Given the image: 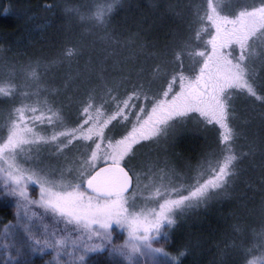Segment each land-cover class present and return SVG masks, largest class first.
I'll return each instance as SVG.
<instances>
[{"label":"snow or ice","instance_id":"obj_1","mask_svg":"<svg viewBox=\"0 0 264 264\" xmlns=\"http://www.w3.org/2000/svg\"><path fill=\"white\" fill-rule=\"evenodd\" d=\"M39 7L68 21L54 50L0 49V194L17 210L3 264H183L165 245L220 199L236 207L215 264H264V0H161L134 32L112 27L122 0Z\"/></svg>","mask_w":264,"mask_h":264},{"label":"rangeland","instance_id":"obj_2","mask_svg":"<svg viewBox=\"0 0 264 264\" xmlns=\"http://www.w3.org/2000/svg\"><path fill=\"white\" fill-rule=\"evenodd\" d=\"M3 0H0V4ZM5 7L8 8L10 13H18L22 24L27 23V14H25V4L24 0H4ZM161 0H122L123 7L120 8L112 18V27L117 30V32L124 31H136L135 25L139 23L142 19L147 17L150 21L153 19V8L152 6L160 3ZM73 4V5H83L87 4L88 0H61L60 4ZM12 4V5H11ZM12 8L14 9H11ZM30 14V12H29ZM12 16L17 14H10ZM55 20L53 24L47 29L45 37L38 36L37 38H32L35 32V25L29 26L27 30L21 32V25L17 31L13 30L11 32H5L0 36V49H10L4 54L13 57L17 56L20 58H26L31 56H41L48 54L54 50L53 46L58 40V33L63 29V27L68 23L67 20H58L54 16ZM35 22V21H34ZM39 23L41 21H38ZM73 23H76L73 20ZM31 25V24H28ZM87 27V26H85ZM147 27V25H145ZM94 37L85 36L84 43H89ZM97 48L101 45L97 44ZM95 55V54H93ZM111 64V60L108 61ZM59 70L57 68L51 69V74L54 75ZM4 66L0 63V74H3ZM112 75H119L117 72H113ZM21 81L32 88H46V81H50V77H43L40 81H32L26 79L24 76L20 77ZM199 142V150L195 154L191 155L187 151V146L184 148L186 155L195 157L204 145L203 140L197 139L195 136L191 138L187 145L191 146L193 142ZM247 150V149H245ZM255 160H259V155L255 157ZM195 162V161H193ZM30 192L32 190L30 189ZM34 196L39 195L38 190L32 193ZM0 202L7 203L8 205L14 206V218L6 223H0V234H2L9 224L17 223L16 208L13 198L9 197L5 201L2 194H0ZM236 207L235 201H228L225 199L214 200L211 202V206L208 208L195 209L189 212L179 229L175 230L174 235L171 237V243L165 245V250L175 255L177 250L183 251L184 256L181 257L183 264H215V262L220 260L217 254V246L223 247L222 241L224 239L225 232L228 231L227 225L229 221L228 217L232 214ZM259 216L256 218V222L249 221L252 227L259 228ZM115 243L120 244L123 242L124 236H121L119 230L114 232ZM92 264H113L114 258L110 256L107 252L90 254ZM6 259L5 254L2 249H0V264ZM33 264H49L53 259V255L49 250L46 254H36L31 257ZM123 260V264H128L126 258H120ZM141 262L145 258H139Z\"/></svg>","mask_w":264,"mask_h":264},{"label":"trees","instance_id":"obj_3","mask_svg":"<svg viewBox=\"0 0 264 264\" xmlns=\"http://www.w3.org/2000/svg\"><path fill=\"white\" fill-rule=\"evenodd\" d=\"M23 1V0H22ZM61 0H56V3L60 4ZM43 2V0H24V6H25V14H27V23L25 22L22 24V20H20L19 15L12 16V15H4L3 14V6L5 5L4 0L0 4V36L1 34L5 32H11L13 30L17 31L19 29V25H21V32L28 29L29 26L35 25L34 28L35 32L33 33L32 38H37L38 36L45 37L47 29L53 24L55 18L52 14L46 13L43 11L42 8L39 7V5ZM48 2H52V0H48ZM12 5V4H11ZM11 9L12 6H11ZM14 10V9H13ZM30 12V14H29ZM35 14V18L33 19V15ZM14 15V14H13ZM35 21V22H34ZM38 21H41L40 23ZM31 24V25H28ZM1 43V41H0ZM199 142H193L191 146L187 145V151L191 153V155L198 152L200 149L197 145ZM4 203L0 202V223L6 224L10 222L14 218V206H3Z\"/></svg>","mask_w":264,"mask_h":264}]
</instances>
